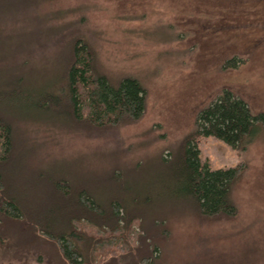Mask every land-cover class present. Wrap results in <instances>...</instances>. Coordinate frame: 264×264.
Instances as JSON below:
<instances>
[{
    "label": "rangeland",
    "instance_id": "rangeland-1",
    "mask_svg": "<svg viewBox=\"0 0 264 264\" xmlns=\"http://www.w3.org/2000/svg\"><path fill=\"white\" fill-rule=\"evenodd\" d=\"M13 2L18 11V1ZM33 5L4 25L10 34L34 29L41 33L11 57L26 64L34 76L27 79L30 83H36V74L57 66L69 36L82 35L110 77L131 74L146 88L145 113L135 123L91 132L25 126L24 135L34 143L40 160L66 164V177L94 181L95 194L113 187L103 183L111 167L129 168L137 161L168 156L192 129L197 111L223 89L241 95L253 111L264 112V0H36ZM51 28L54 32L47 36L45 31ZM18 42L11 46L16 48ZM232 56L244 63L222 69ZM198 147L201 161L211 169L246 162L231 189L237 213L221 219L163 215L167 216L163 227L154 226L157 235L153 243L148 241L157 246L153 251L157 259L149 264H264L262 137L247 142L240 153L214 137L201 138ZM52 171L48 173L58 177ZM20 173L25 177L24 167L17 169ZM21 184L29 185L19 179L17 185ZM0 232L7 236L0 244V264H69L52 246L32 243L30 231L15 221L2 222ZM148 242L132 253L150 249ZM132 258L126 257V262Z\"/></svg>",
    "mask_w": 264,
    "mask_h": 264
},
{
    "label": "trees",
    "instance_id": "trees-1",
    "mask_svg": "<svg viewBox=\"0 0 264 264\" xmlns=\"http://www.w3.org/2000/svg\"><path fill=\"white\" fill-rule=\"evenodd\" d=\"M17 1L18 11L13 0H0V224L19 223L30 231L32 243L52 246L69 264H149L157 259L153 256L157 246L148 241L154 242L155 227H163L167 217L163 215L190 213L205 219L236 215L231 189L245 172L246 162L211 169L201 161L198 147L203 137H214L238 153L259 135L264 142V112L253 111L230 89H223L197 111L192 129L168 156L137 161L129 168L111 167L103 183L113 187H105L101 195L94 193V181L66 177V164L40 160L25 126L110 130L143 117L147 92L134 75L113 78L103 71L97 51L82 35L69 36L57 66L36 74V83H30L27 79L34 76L26 64L11 57L15 50H26L41 33L34 29L10 34L4 25L18 12L26 13L36 0ZM45 32L48 36L54 29ZM13 41H19L16 48ZM242 63L232 56L222 69ZM23 167L25 177H20L17 169ZM49 169L58 177H52ZM19 179L29 185L18 186ZM5 237L0 232V244ZM145 241L151 248L133 254ZM129 256L132 261L126 262Z\"/></svg>",
    "mask_w": 264,
    "mask_h": 264
}]
</instances>
